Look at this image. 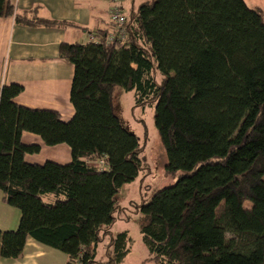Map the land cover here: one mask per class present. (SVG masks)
<instances>
[{
	"label": "trees",
	"instance_id": "obj_1",
	"mask_svg": "<svg viewBox=\"0 0 264 264\" xmlns=\"http://www.w3.org/2000/svg\"><path fill=\"white\" fill-rule=\"evenodd\" d=\"M14 13L0 0V17ZM125 15L124 44L102 32L98 43L60 45L75 69L71 121L18 106V84L0 88V190L21 212L17 230H0V260L19 258L32 238L69 264H95L116 195L142 171L140 139L114 112L119 87L135 107L153 104L166 172L177 175L140 208L143 264H264L263 14L245 0H155ZM24 132L68 145L72 161L28 163L41 147L24 144ZM127 241L112 237L110 264L123 262Z\"/></svg>",
	"mask_w": 264,
	"mask_h": 264
},
{
	"label": "crops",
	"instance_id": "obj_2",
	"mask_svg": "<svg viewBox=\"0 0 264 264\" xmlns=\"http://www.w3.org/2000/svg\"><path fill=\"white\" fill-rule=\"evenodd\" d=\"M6 1L14 8L15 13L0 17V88L18 84L23 87V92L14 99L18 106L53 110L59 113L62 121H71L75 115L70 101L75 69L72 63L60 58L59 47L63 43H98V34H109L112 30L109 0ZM144 3L143 0H123L122 7L130 15ZM17 15L29 22L40 19L54 25L20 23L16 21ZM22 142L41 147L40 153L26 156L25 159L30 164L54 162L66 165L72 161L71 149L66 144L50 147L45 145L40 136L29 132L23 133ZM44 200L53 202L54 196L47 195ZM20 220L21 212L6 203L0 190V230L15 231ZM101 244L104 247L103 243L99 244L96 257ZM109 245L110 243L105 245V250L111 248ZM109 254L110 251L105 252V255ZM0 264L69 263L63 252L29 238L19 258L2 259Z\"/></svg>",
	"mask_w": 264,
	"mask_h": 264
},
{
	"label": "rangeland",
	"instance_id": "obj_3",
	"mask_svg": "<svg viewBox=\"0 0 264 264\" xmlns=\"http://www.w3.org/2000/svg\"><path fill=\"white\" fill-rule=\"evenodd\" d=\"M143 1L149 4L155 2V0ZM245 1L249 7L259 10L264 16V0ZM156 77L158 82H161L158 73ZM135 105L133 92L127 93L122 88H116L113 97L114 112L125 129L140 139L142 171L135 182L125 185L116 195L117 221L112 228V235L104 237L102 242L104 247L102 244L99 247L96 264H110V259H114V248L105 250V245L108 246L112 237L120 233L128 235L126 246L129 251L123 264H143L150 259L149 249L141 233L145 218L140 208L148 204L156 192L174 185L177 181V175L172 176L166 172L168 159L155 126L153 104L140 107H135ZM106 251H110V254L105 255Z\"/></svg>",
	"mask_w": 264,
	"mask_h": 264
},
{
	"label": "built area",
	"instance_id": "obj_4",
	"mask_svg": "<svg viewBox=\"0 0 264 264\" xmlns=\"http://www.w3.org/2000/svg\"><path fill=\"white\" fill-rule=\"evenodd\" d=\"M122 2L123 0H109V20L112 28L111 32L107 36V40H109V42L118 40L124 44L128 38L125 28L126 15L123 11ZM99 167L102 169L105 167L103 160L99 161Z\"/></svg>",
	"mask_w": 264,
	"mask_h": 264
}]
</instances>
